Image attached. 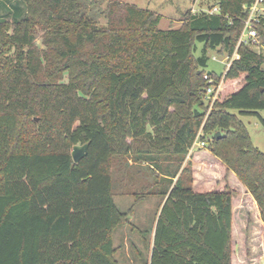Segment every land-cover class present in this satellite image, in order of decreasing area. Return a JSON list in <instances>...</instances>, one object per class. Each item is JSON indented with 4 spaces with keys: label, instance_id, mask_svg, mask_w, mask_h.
<instances>
[{
    "label": "trees",
    "instance_id": "trees-1",
    "mask_svg": "<svg viewBox=\"0 0 264 264\" xmlns=\"http://www.w3.org/2000/svg\"><path fill=\"white\" fill-rule=\"evenodd\" d=\"M210 1L219 12L188 9L168 30L157 12L117 0L3 6L0 264H120L123 224L150 264H253L241 223L250 201L264 226V152L233 111L264 109V53L239 45L209 110L208 52L233 54L254 0ZM257 28L264 46V20ZM201 129L207 144L187 161ZM118 190L134 197L126 211ZM153 195L165 201L151 249L130 216Z\"/></svg>",
    "mask_w": 264,
    "mask_h": 264
},
{
    "label": "rangeland",
    "instance_id": "rangeland-1",
    "mask_svg": "<svg viewBox=\"0 0 264 264\" xmlns=\"http://www.w3.org/2000/svg\"><path fill=\"white\" fill-rule=\"evenodd\" d=\"M108 1L110 0H101V8H105ZM132 5H136L141 8L149 9L154 12H157L161 15V20L159 27L164 30L178 28L182 24L183 13L192 9L193 11H204L210 8L213 2L210 0H117ZM211 3H210V2ZM3 3V4H2ZM4 5H8L12 10L17 11L16 7L19 10H25V0H0V14L5 13ZM107 20L105 17L100 18V23L104 24ZM41 45V39L38 38L37 41ZM203 47L202 43L197 44V51L195 52L196 56L201 54V49ZM257 50L264 53V47L258 48ZM210 59L208 66L205 68L206 72H214L217 76H222L225 73V64L222 62L224 59L223 56H219L215 50H209L208 52ZM217 57L213 59V57ZM222 81V86H223ZM221 91V90H220ZM220 91L217 94V98L220 94ZM206 101L209 104V110L213 106V96H208L206 94ZM237 113L239 117L243 120L245 125L248 128V131L251 135V139L254 145L259 147L264 152V123L262 118H264V109L258 110L257 114H240L239 111H233ZM218 132V131H217ZM221 132V131H220ZM204 150V147L195 146L193 149H190V153L187 157V161L195 154V152H201ZM200 169V172L203 171V164L198 163L196 165ZM217 174L214 176L216 177ZM212 183L214 180L211 181ZM115 201L117 206L122 211H126L134 204V197L128 194H122L121 192L116 191ZM165 199L160 196H148L145 200L138 203L135 207L134 213L130 216V221L138 229L149 230L146 233V238L148 243L152 246L155 235V227L160 213V209L164 203ZM247 202V201H246ZM247 209L251 212L250 221L242 222L241 227L247 232V247L249 255L252 257L253 264H262L260 256L264 255V226L257 219L253 217L252 212L254 208L252 203L248 201L245 204L244 210ZM250 214V213H249ZM142 236L138 230H133L130 224L121 225L114 233V245L119 247L120 251L116 254V258L119 260L120 264H148L150 248L144 247V242L142 243ZM264 257V256H263Z\"/></svg>",
    "mask_w": 264,
    "mask_h": 264
},
{
    "label": "built area",
    "instance_id": "built-area-1",
    "mask_svg": "<svg viewBox=\"0 0 264 264\" xmlns=\"http://www.w3.org/2000/svg\"><path fill=\"white\" fill-rule=\"evenodd\" d=\"M245 11L247 13V17L244 20V27L242 29L237 47L232 55H226L222 62L225 64V73L232 65L233 61L239 59L241 57L238 47L241 43L249 44L251 46L261 48L264 47L261 45L259 38V31L257 26L262 23L264 20V0H254L251 4L244 5ZM209 13H217L219 12V6L215 5L213 8H208V10H204ZM195 12V11H194ZM213 59L217 60V57H213ZM224 73V75H225ZM211 72H208L204 75L206 79H208L209 86L207 88L208 96H213V102L217 98L218 92L222 88V81L224 79V75L222 80L219 83H216L215 79L211 77ZM203 131L202 129L199 131L197 138L195 139L192 149L195 146H206V140L202 138Z\"/></svg>",
    "mask_w": 264,
    "mask_h": 264
},
{
    "label": "water",
    "instance_id": "water-1",
    "mask_svg": "<svg viewBox=\"0 0 264 264\" xmlns=\"http://www.w3.org/2000/svg\"><path fill=\"white\" fill-rule=\"evenodd\" d=\"M221 136V132H216V137ZM89 152V144H77L73 146L72 157L75 162H79L83 157H85Z\"/></svg>",
    "mask_w": 264,
    "mask_h": 264
},
{
    "label": "crops",
    "instance_id": "crops-1",
    "mask_svg": "<svg viewBox=\"0 0 264 264\" xmlns=\"http://www.w3.org/2000/svg\"><path fill=\"white\" fill-rule=\"evenodd\" d=\"M155 229H156V227H155ZM140 230H142V229H140ZM143 231H146V230H143ZM142 241H143V238H142ZM143 242H144V241H143ZM143 242H142V243H143ZM152 243H153V242H152ZM116 247H117V246H116ZM144 247H145V245H144ZM152 247H153V244H152V246H151V249H152ZM120 249H121V248H120V246H119V247H118V251H117V253L120 251ZM145 249H146V248H145ZM117 253H116V254H117ZM148 254L150 255V256H149V257H150L149 259H151V255H152L151 250L148 252ZM148 264H150V260H148Z\"/></svg>",
    "mask_w": 264,
    "mask_h": 264
}]
</instances>
